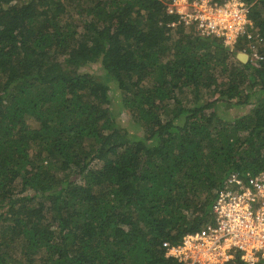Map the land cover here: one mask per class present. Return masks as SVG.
Returning <instances> with one entry per match:
<instances>
[{
	"label": "trees",
	"instance_id": "trees-1",
	"mask_svg": "<svg viewBox=\"0 0 264 264\" xmlns=\"http://www.w3.org/2000/svg\"><path fill=\"white\" fill-rule=\"evenodd\" d=\"M242 1L264 43V0ZM175 21L163 0H0V264H185L166 244L232 173L264 175V59Z\"/></svg>",
	"mask_w": 264,
	"mask_h": 264
},
{
	"label": "built area",
	"instance_id": "built-area-1",
	"mask_svg": "<svg viewBox=\"0 0 264 264\" xmlns=\"http://www.w3.org/2000/svg\"><path fill=\"white\" fill-rule=\"evenodd\" d=\"M166 14L177 18L171 27H193L200 36L241 45L248 62L264 45L242 0H163ZM168 258L185 264H230L240 255L245 264L264 263V175L232 173L217 194L212 223L184 236L177 245L166 244Z\"/></svg>",
	"mask_w": 264,
	"mask_h": 264
},
{
	"label": "rangeland",
	"instance_id": "rangeland-1",
	"mask_svg": "<svg viewBox=\"0 0 264 264\" xmlns=\"http://www.w3.org/2000/svg\"><path fill=\"white\" fill-rule=\"evenodd\" d=\"M75 20H78V17H75ZM237 53H242L240 51H238ZM83 71L85 72H89V73H95L97 75L103 76L104 75V70L101 68L100 65H91L86 67ZM112 87H114V85H112ZM249 92V91H248ZM110 95L112 96V98L114 100H118L119 98V93L118 92H114L111 91ZM260 98H263L264 96H259ZM257 98H251L250 103L248 105H245L244 103H239V102H234L232 109H230L229 111H227V113L231 116H243V115H248L249 110L250 109H254V101ZM241 102V101H240ZM120 122H123L125 124H130L132 119L130 118V116L124 111L121 112L119 117H118Z\"/></svg>",
	"mask_w": 264,
	"mask_h": 264
},
{
	"label": "water",
	"instance_id": "water-1",
	"mask_svg": "<svg viewBox=\"0 0 264 264\" xmlns=\"http://www.w3.org/2000/svg\"><path fill=\"white\" fill-rule=\"evenodd\" d=\"M236 57L243 63H248L249 57L247 54H243V53H237Z\"/></svg>",
	"mask_w": 264,
	"mask_h": 264
}]
</instances>
